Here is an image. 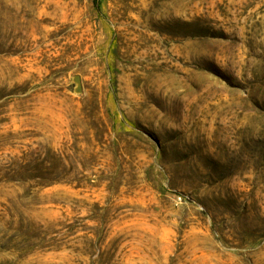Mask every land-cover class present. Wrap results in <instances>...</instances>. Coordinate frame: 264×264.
Masks as SVG:
<instances>
[{
  "label": "rangeland",
  "instance_id": "obj_1",
  "mask_svg": "<svg viewBox=\"0 0 264 264\" xmlns=\"http://www.w3.org/2000/svg\"><path fill=\"white\" fill-rule=\"evenodd\" d=\"M0 264H264V0H0Z\"/></svg>",
  "mask_w": 264,
  "mask_h": 264
},
{
  "label": "trees",
  "instance_id": "obj_2",
  "mask_svg": "<svg viewBox=\"0 0 264 264\" xmlns=\"http://www.w3.org/2000/svg\"><path fill=\"white\" fill-rule=\"evenodd\" d=\"M50 185H54V184H50Z\"/></svg>",
  "mask_w": 264,
  "mask_h": 264
}]
</instances>
